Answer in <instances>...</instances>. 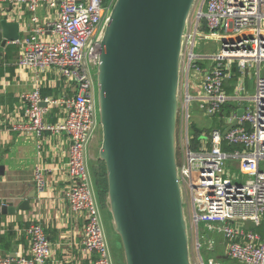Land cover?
<instances>
[{
  "label": "built area",
  "instance_id": "built-area-1",
  "mask_svg": "<svg viewBox=\"0 0 264 264\" xmlns=\"http://www.w3.org/2000/svg\"><path fill=\"white\" fill-rule=\"evenodd\" d=\"M114 2L0 0L30 12L28 34L15 42L20 50L18 66L35 73L55 69L58 77L76 88L70 97H43L39 88L23 93L27 122L11 128L37 136L44 132L68 136L70 183L65 197L71 213H83L81 251L95 256L90 264H114L87 163L89 145L101 131L95 73ZM42 5L52 9L44 22L37 12ZM188 24L181 59H186L185 70L197 77L200 88L197 97L188 90L184 94L185 145L178 165L183 203L189 207L185 218L190 223V264H225L214 257L205 263L202 248L208 253L220 250L223 259L237 264H264V0H201L191 33ZM196 38L218 40L220 47L212 54L195 53ZM200 60L211 63L204 68L197 64ZM250 67L256 68L253 75ZM252 76L254 94L248 95L247 80ZM194 99L202 115L216 118L217 125L202 131L193 147L187 128ZM53 105L63 107L65 113L61 121L51 123L45 117ZM234 121L236 125L223 133ZM227 163L237 170L230 171ZM35 182L42 191L44 180L38 169ZM23 231L29 257H0V264H47L51 243L41 223L31 222Z\"/></svg>",
  "mask_w": 264,
  "mask_h": 264
},
{
  "label": "water",
  "instance_id": "water-1",
  "mask_svg": "<svg viewBox=\"0 0 264 264\" xmlns=\"http://www.w3.org/2000/svg\"><path fill=\"white\" fill-rule=\"evenodd\" d=\"M195 1L115 0L101 39L98 159L124 264H190L176 130L183 36ZM19 28L0 13V46L17 42ZM15 209L0 204L1 214Z\"/></svg>",
  "mask_w": 264,
  "mask_h": 264
},
{
  "label": "crops",
  "instance_id": "crops-1",
  "mask_svg": "<svg viewBox=\"0 0 264 264\" xmlns=\"http://www.w3.org/2000/svg\"><path fill=\"white\" fill-rule=\"evenodd\" d=\"M37 12L40 20L44 22L52 14V9L42 5ZM0 13L2 17L19 23V39L27 36L30 12L24 6L0 3ZM3 48L0 46V58ZM19 51L16 59L3 65L5 72L0 77V204L11 202L16 208L13 213H0V257H11L15 260L20 256L29 257V245L23 230L31 222H40L51 243L47 264H90L95 256L81 251L83 213H71L65 197L70 183L66 167L68 136L51 132L37 136L34 132L11 128L14 124L27 122L21 99L23 93L39 88L43 97H70L75 94L76 88L72 83L58 77L55 69L35 73L19 67ZM47 90L49 92L46 94L42 93ZM187 90L189 94L197 97L200 88L197 77L192 72L187 74L185 70L184 94ZM192 102L198 107L196 99ZM64 113L63 107L53 105L45 119L51 123L61 121ZM91 145L92 142L89 145L88 159H91ZM94 164L91 161V176ZM37 169L41 171L44 180L42 191L36 188ZM95 194L97 197L96 189ZM99 206L100 209L108 211L112 225L111 214L105 203L99 202ZM116 240L118 247L111 257L115 255L120 260L123 249L117 234Z\"/></svg>",
  "mask_w": 264,
  "mask_h": 264
},
{
  "label": "rangeland",
  "instance_id": "rangeland-1",
  "mask_svg": "<svg viewBox=\"0 0 264 264\" xmlns=\"http://www.w3.org/2000/svg\"><path fill=\"white\" fill-rule=\"evenodd\" d=\"M201 0H196L190 15H189V24H188V28H187V33H191L192 29H193V22L195 21V16H196V11L199 7ZM206 10V7L203 6V11ZM202 22V20H201ZM220 47V41L218 40H214V39H199L196 38L195 39V43H194V47H193V51L195 53H201V52H205V54H212L214 52H216L218 50V48ZM202 61V60H200ZM185 62L186 59L182 58L181 59V65H180V77H179V90H178V101H179V111H178V120H177V130H176V152H177V164L181 165L182 161H183V150H184V145H185V141H184V137H185V127H186V122H185V118L183 116V100H184V91H185ZM211 63V61L207 60L204 61V63L202 64V66L204 68H206L209 64ZM255 67H250V73L251 75H253V72L255 71ZM261 70L263 72L264 70V62H262L261 64ZM189 80H191V77L189 78ZM248 82V95H253L254 94V76H252L251 78H248L247 80ZM189 117L188 118V124L189 123H194L200 130H205V129H209V128H213L217 125V120L216 118H208L202 115L201 111L198 109L197 104L194 105L193 102H191V105L189 107ZM187 132L188 134H190V130H189V125L187 128ZM190 142L189 144H192V135L190 134L189 136ZM100 145H101V131L99 130L97 132L96 137L92 140V145H91V159H88L87 163L89 164L90 167V163L91 161H94L98 158V151L100 149ZM90 155V152H89ZM226 168H228L230 171H236L237 169L231 167V165L229 163L226 164ZM183 208H184V213L185 216L188 218L189 215V207L186 203H183ZM101 211V217L103 219V225H104V231H105V235H106V240L108 242L109 248L111 250V255L114 254L115 249H117L118 244H117V240H116V234L114 233L113 229H112V225L110 224L109 220L110 217L108 215V211L107 210H103L100 209ZM190 223L189 220L187 219V226L189 227ZM188 229V228H187ZM202 242V239H201ZM201 255L203 260L205 261V263H207V259L209 257H214L216 258V260L221 261L225 264H237L236 261L230 259V258H226L223 259V255L221 254L220 250H218L216 253H208L203 251V248L201 249ZM112 261L114 264H120V260L121 263L124 264V256L123 253H121V259L119 260V257L113 255L112 257Z\"/></svg>",
  "mask_w": 264,
  "mask_h": 264
},
{
  "label": "trees",
  "instance_id": "trees-1",
  "mask_svg": "<svg viewBox=\"0 0 264 264\" xmlns=\"http://www.w3.org/2000/svg\"><path fill=\"white\" fill-rule=\"evenodd\" d=\"M201 30L206 31L204 26ZM19 51V47L15 43L7 44L2 51V56L0 58V77L4 74L5 68L4 64L9 63L11 60L16 59ZM204 61H198L197 64L202 67ZM8 69V68H6ZM47 91H43V94H46ZM190 134L192 135V146H195L196 137L204 130H200L194 123H189ZM92 177L94 181V186L96 189L97 197L101 204L105 203L106 193H107V179H106V170L105 165L100 159H96L95 164L91 168Z\"/></svg>",
  "mask_w": 264,
  "mask_h": 264
}]
</instances>
